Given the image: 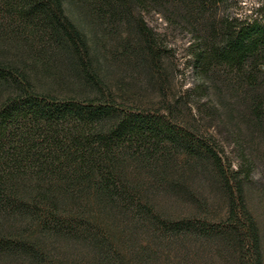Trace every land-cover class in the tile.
Listing matches in <instances>:
<instances>
[{"label":"trees","instance_id":"1","mask_svg":"<svg viewBox=\"0 0 264 264\" xmlns=\"http://www.w3.org/2000/svg\"><path fill=\"white\" fill-rule=\"evenodd\" d=\"M70 1L98 25L135 29L139 44L123 47L136 63L162 55L145 13L183 26L197 75L217 89L241 83L261 113L264 11L221 14L227 0ZM63 3L0 0V43L18 50L0 57V264H264L241 169H225L217 142L171 109L129 107L106 92ZM65 52L96 95L35 88L34 74ZM221 202L214 220L210 205Z\"/></svg>","mask_w":264,"mask_h":264},{"label":"rangeland","instance_id":"2","mask_svg":"<svg viewBox=\"0 0 264 264\" xmlns=\"http://www.w3.org/2000/svg\"><path fill=\"white\" fill-rule=\"evenodd\" d=\"M225 6L221 14L255 17L264 11V0H227ZM63 7L84 36L91 71H95L106 92L129 107L162 113L171 109L179 123L195 125L199 134L217 142L225 169L230 165L234 170L241 169L242 199L257 225L264 256V104L256 116L249 109L251 94L243 91L241 83L224 82L217 89L206 78H200L190 65V33L183 26L168 23L162 15L144 14L146 25L154 30L162 47L158 65H153L146 58L136 63L134 57L131 61L126 57L123 45L128 42L136 46L140 42L135 29L98 25L91 21L88 10L70 0H64ZM7 43H0V57L12 59L18 50ZM56 59L49 60L50 70L39 68L33 73L35 88L60 97L98 93L94 85L82 84L76 78L74 55L65 52ZM259 91L264 102L261 85ZM205 176L213 183L210 174ZM201 192L207 193V189ZM210 210L214 220H219L224 218L226 204L212 203Z\"/></svg>","mask_w":264,"mask_h":264}]
</instances>
